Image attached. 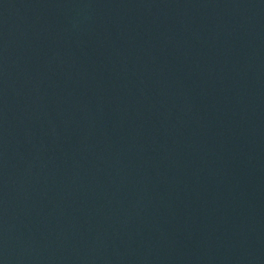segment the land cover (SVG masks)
<instances>
[{
  "label": "water",
  "instance_id": "obj_1",
  "mask_svg": "<svg viewBox=\"0 0 264 264\" xmlns=\"http://www.w3.org/2000/svg\"><path fill=\"white\" fill-rule=\"evenodd\" d=\"M0 264H264V0H0Z\"/></svg>",
  "mask_w": 264,
  "mask_h": 264
}]
</instances>
